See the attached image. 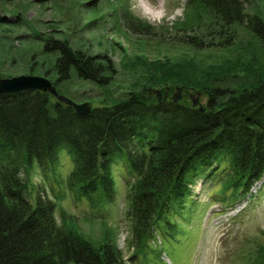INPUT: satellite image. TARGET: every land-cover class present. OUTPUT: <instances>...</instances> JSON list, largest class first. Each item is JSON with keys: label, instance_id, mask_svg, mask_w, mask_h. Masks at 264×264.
Listing matches in <instances>:
<instances>
[{"label": "rangeland", "instance_id": "374dc122", "mask_svg": "<svg viewBox=\"0 0 264 264\" xmlns=\"http://www.w3.org/2000/svg\"><path fill=\"white\" fill-rule=\"evenodd\" d=\"M244 1L246 12L264 21V0ZM142 2L155 14L146 15ZM48 38L107 56L115 68L110 84L99 86L75 72L58 83L57 57L43 50ZM22 75L46 77L61 95L91 109L146 90L169 101L178 88L181 103L193 106L198 98L199 108L216 91L241 92L263 83L264 48L245 26L222 27L189 0H0V78ZM74 168L66 150L54 172L33 163L21 172L27 197L33 206L39 196L52 200L58 226L95 247L114 245L126 264H264V177L241 193L228 187L231 169L224 163L190 186L192 195L183 213L170 217L167 234L156 230L137 244L128 200L135 177L117 169L114 200L94 207L72 193Z\"/></svg>", "mask_w": 264, "mask_h": 264}, {"label": "trees", "instance_id": "16d2710c", "mask_svg": "<svg viewBox=\"0 0 264 264\" xmlns=\"http://www.w3.org/2000/svg\"><path fill=\"white\" fill-rule=\"evenodd\" d=\"M189 1L222 27L245 26L264 48V21L246 12L244 0ZM43 50L57 57L58 83L72 72L103 87L112 81L115 68L107 56L56 38L46 39ZM148 92L86 116L41 91L0 94V264H126L114 245L95 247L58 226L52 200L39 196L33 206L27 197L21 172L33 163L54 172L63 150L75 160L72 193L94 207L114 200L117 169L135 177L128 200L137 244L156 230L167 234L170 217L183 213L192 195L190 186L224 163L231 169L228 187L241 193L264 177V82L241 92L216 91L203 112Z\"/></svg>", "mask_w": 264, "mask_h": 264}, {"label": "water", "instance_id": "95a60500", "mask_svg": "<svg viewBox=\"0 0 264 264\" xmlns=\"http://www.w3.org/2000/svg\"><path fill=\"white\" fill-rule=\"evenodd\" d=\"M35 90L49 93L59 102L74 107L78 115L86 116L92 111L88 104H76L71 99L61 95L56 86L46 77L22 75L13 78H0V94H15ZM181 93L182 88H178L177 95L173 97L174 102L178 103L182 100ZM198 101V98L193 99V105L198 106ZM200 111L203 112L204 108L200 107Z\"/></svg>", "mask_w": 264, "mask_h": 264}, {"label": "bare ground", "instance_id": "6f19581e", "mask_svg": "<svg viewBox=\"0 0 264 264\" xmlns=\"http://www.w3.org/2000/svg\"><path fill=\"white\" fill-rule=\"evenodd\" d=\"M142 6H143V8L145 9V14H146V15H152V14H155V12L152 10V8H148V7H147V4H146V3L142 2ZM156 17H157V15H156Z\"/></svg>", "mask_w": 264, "mask_h": 264}]
</instances>
